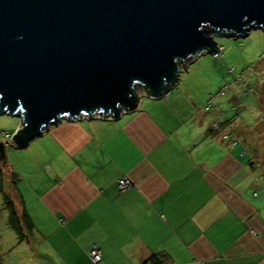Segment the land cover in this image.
<instances>
[{"label": "crops", "instance_id": "1", "mask_svg": "<svg viewBox=\"0 0 264 264\" xmlns=\"http://www.w3.org/2000/svg\"><path fill=\"white\" fill-rule=\"evenodd\" d=\"M181 82L160 97L143 84L118 116L60 120L25 146L0 136V264H264L262 168L235 151L254 138L213 131L206 88ZM21 121L0 117V132ZM10 209L32 222L22 239Z\"/></svg>", "mask_w": 264, "mask_h": 264}, {"label": "water", "instance_id": "2", "mask_svg": "<svg viewBox=\"0 0 264 264\" xmlns=\"http://www.w3.org/2000/svg\"><path fill=\"white\" fill-rule=\"evenodd\" d=\"M250 27L264 0H0V111H21L19 146L63 117H116L135 82L160 97L182 60L217 48L211 34Z\"/></svg>", "mask_w": 264, "mask_h": 264}, {"label": "rangeland", "instance_id": "3", "mask_svg": "<svg viewBox=\"0 0 264 264\" xmlns=\"http://www.w3.org/2000/svg\"><path fill=\"white\" fill-rule=\"evenodd\" d=\"M210 38L217 44L216 51H219H208L193 61H190V58L182 60L179 78L181 76L183 86L186 83L195 94H200L202 87L206 88L202 107L206 112L217 111L218 119L212 123L211 128L216 125L215 129L223 138H226L227 125L230 127V137H234L235 132H241L243 136L245 134L244 137L254 138L251 145H239L235 151L238 152L242 147L247 152L246 156H249V153L251 157L254 155L255 163L258 162L259 169L262 168L260 184L264 185V29L250 27L243 36L214 33ZM200 57L201 60L190 66ZM187 76L190 77L189 82ZM178 82L179 79L169 91ZM142 85L139 81L135 82L132 96L140 92L138 89L142 88ZM126 109L127 106L118 105L117 111ZM9 115L2 113L0 117L7 118ZM80 115L113 117L111 111L102 110ZM64 119L68 118L63 117L61 120ZM13 136H9L7 140L13 142ZM14 145L19 146L16 143ZM26 153L28 156L30 151L27 150Z\"/></svg>", "mask_w": 264, "mask_h": 264}, {"label": "built area", "instance_id": "4", "mask_svg": "<svg viewBox=\"0 0 264 264\" xmlns=\"http://www.w3.org/2000/svg\"><path fill=\"white\" fill-rule=\"evenodd\" d=\"M215 51H216V49L214 50V52H215ZM218 51H219V49H218L215 53H217ZM206 52H208V51L198 52L197 54H195V55H191L190 57H188V59L190 58L189 60H190V61H193L196 57L201 56L202 54H205ZM215 53H213V54H215ZM172 86H173V85L166 87V88L164 89V92H163V93H165V92H169V89H170ZM152 96H154V95L152 94ZM90 117H91V116H86V115L81 116V115H79V116H77V117H75V118H71V119L90 118ZM106 118H107V117H106ZM68 119H70V118H68ZM216 127H217L216 125H213V128H216ZM0 134H1V136H3L4 134H6V132L2 131V132H0ZM7 135H8V134H6V136H7ZM225 137H227V136H225ZM131 185H132V182H131V180H130L127 176H122L121 178H119V179L117 180V187H118V189H119L120 191L126 190V189L129 188ZM61 220H62V219H61ZM87 254H88L89 259H90L93 263H98V262L101 260V258H102L101 250H100V248H99L98 246H96V245H92V246L88 249Z\"/></svg>", "mask_w": 264, "mask_h": 264}, {"label": "trees", "instance_id": "5", "mask_svg": "<svg viewBox=\"0 0 264 264\" xmlns=\"http://www.w3.org/2000/svg\"><path fill=\"white\" fill-rule=\"evenodd\" d=\"M134 105V102L132 101V103L130 104V107ZM212 129V128H211ZM213 131H218L216 130L215 128L212 129ZM220 131V130H219ZM7 134V133H6ZM6 134H4L2 136V138H5L6 140L8 139V137L10 136L9 134L6 136ZM227 137L228 134H226ZM226 137V138H227ZM10 143V140H7L6 141V144H9ZM235 143V142H234ZM6 146V145H5ZM0 163L2 164H7V160H6V157L4 159H1L0 158ZM10 203V202H8ZM7 203V204H8ZM11 204V203H10ZM9 208H10V205H9ZM21 220L23 221L24 225L27 227V228H31L32 226V222L30 221V218L28 216V214L26 212L23 211V214L21 215V219H19V217L16 216V212L14 211V209H10V215H9V224L10 226L15 230L17 231V234L19 236L20 239H22L23 237V228L21 227L20 223H21ZM148 261H152V259H149Z\"/></svg>", "mask_w": 264, "mask_h": 264}]
</instances>
